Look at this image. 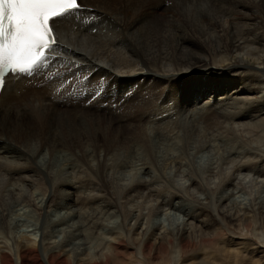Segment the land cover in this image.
<instances>
[{
  "label": "bare ground",
  "instance_id": "bare-ground-1",
  "mask_svg": "<svg viewBox=\"0 0 264 264\" xmlns=\"http://www.w3.org/2000/svg\"><path fill=\"white\" fill-rule=\"evenodd\" d=\"M78 3L83 11L69 15L65 20L61 19L62 22L56 25L59 47L55 61L50 65L55 72L51 79L44 83L41 81L43 78L31 81L7 78L0 91L2 211L10 201L30 204L38 213L53 205H60V202L69 201L72 205L77 203L81 210L89 204H101L105 198L100 192H107V167L114 166L121 157H132L136 146L148 151L150 138L143 131L145 120H157V116L163 113L160 111L164 106L169 107L170 103V112L178 111L180 107L175 99L177 92L188 89L186 85H189L190 78L197 74L210 81L199 89L208 90L211 85L216 89L220 87L219 90L223 88L224 91L232 85L233 89L223 93L222 98H217L218 90L215 93L216 99L214 92L212 93L214 103L200 107L201 112L203 111L200 117L203 124L209 123V127L222 130L227 124L236 127L230 124V120L240 121V116L245 119L248 113L259 114L264 111V97L257 105L250 107L247 103L240 110L238 104L246 100L233 99L238 95L239 89L234 83H241L244 88L257 85L253 80L246 82L241 78L238 80L236 76L233 80L228 77L229 73L243 69L255 70V74L264 76V0H78ZM85 75L91 77V80L85 81ZM262 82L264 84V80ZM42 83L44 84L41 85ZM258 88L260 87L257 86L256 89ZM143 93L154 103L157 101V104L145 115L133 118H130L131 114L136 113L128 115L130 125L125 117L126 107L128 104L138 106ZM229 101L235 102V105H231L232 102L230 104ZM228 105L233 106L231 108L237 112L232 113V109L229 112L224 110ZM222 118L224 119L221 120ZM191 122L194 124L195 120L192 119ZM259 125L263 126L249 121L238 128H244L245 135L250 137V143L254 141L252 137ZM226 132L228 135L229 132ZM239 137L244 143L245 138ZM241 141H237L235 146ZM57 153H66L72 165L52 179V165L47 161V166L42 169L36 161L43 154L51 161ZM252 157L253 155L250 158L245 155L242 157L244 159L240 157L235 161L238 167L241 165L236 170L238 174L229 170L228 163V167H219L215 174L203 178L204 185L207 187L216 180V186L224 187L235 180L240 183L242 179L239 180L237 175H242V171L264 172V158ZM91 160L96 162L95 168L90 166ZM188 178L189 181L197 180L193 176ZM84 182L90 188H86L87 194L82 195L79 190L84 186L80 184ZM142 182V179L135 177L123 184L117 199L121 201L118 203L124 211L123 216L127 218L133 215L130 219L133 224L127 228V235L130 230H141V235L147 234L145 228H142L145 232L142 233L141 227L145 222L141 223L140 217L146 219L155 210L168 209L169 201L173 198L169 192H159L151 184ZM253 183L254 187L257 183ZM196 186L198 189L202 184L198 183ZM145 187L150 189L151 195L143 193ZM71 190L75 192L74 198L70 197ZM35 192H40L42 199L45 197L42 207L38 206L42 200L35 202ZM158 196L163 202L157 199ZM216 203L217 212H213L224 223L233 222L239 229L247 231L246 234L251 231L255 234V221L248 212L244 211L243 215H239L240 211H235L239 217L236 222L235 216L225 209L223 201L219 203L218 200ZM142 210L146 213H141ZM131 211H134L133 214H129ZM257 211L263 237H259L257 233L254 235L259 239L256 247L241 243L239 250H243V254L238 253V248L226 250L215 247L223 230L215 217H208L202 208L198 209V214L188 223L185 232L183 229L179 230V235L177 232V242L174 245L171 237L156 235L154 230L146 238H140L143 240L136 239L140 244L137 249L139 258L127 252L126 241L118 234L108 238L112 239L110 241L107 239L108 242L100 248L99 254L87 256L86 259L68 261L61 255L62 248L67 245L65 242L60 252L47 247L46 253L41 257L31 243L18 246L15 262L144 264L147 261L151 264H171L169 251L172 250L173 253H178L176 264H247L246 261L250 262L248 264H260V259L264 261V208H258ZM201 218L205 230H200L193 223ZM246 246L254 248L247 250ZM200 247L204 254L213 251L215 256L219 253L223 257H214L211 261L206 256L203 258V255H200V260L190 257L200 252ZM246 250L250 252L247 254ZM12 262L11 254L0 250V264Z\"/></svg>",
  "mask_w": 264,
  "mask_h": 264
},
{
  "label": "rangeland",
  "instance_id": "rangeland-1",
  "mask_svg": "<svg viewBox=\"0 0 264 264\" xmlns=\"http://www.w3.org/2000/svg\"><path fill=\"white\" fill-rule=\"evenodd\" d=\"M254 71L251 69H243L228 74L229 79L237 77L238 80L241 78V80H246V82L253 80V82L260 87L258 89H256L257 86L244 88L243 85H240L241 83H234V86L238 85L239 89L237 92L238 95H235L233 99L235 100V98H237L239 100H246L243 103L238 104L237 107L240 110L245 108L247 103L250 107L257 105L260 99H263L264 97V84L262 82L264 76H260L258 73L255 74ZM209 82L210 81H207L206 78L201 76V74L192 76L189 80V85H186L188 89H182V91L180 90L176 94V103L178 102V107H180L178 111L170 112L169 107L172 106V103H170L169 107L164 106V109L160 111L164 114L161 113V115L157 116V120H145L143 131L145 135L150 138L148 145L149 152L142 147L138 149L135 145V151L137 153L134 151L135 153L131 154L132 157H121L122 159L119 158L117 160L118 162L116 161L114 163V166L107 167V177L105 179L107 192H100V194L103 195V198H105L101 204H89L81 210L80 205H77V203H73L72 205L69 201L60 202V205H53L50 208L45 207L46 209H43V211L38 213L34 209V206L30 204L20 201H10L9 204L5 206L4 211L0 209V215L3 213V216L0 217V250L3 249L11 254L13 259L12 264H16L15 254L18 246H27L32 243L40 256L43 257L47 251V247H50L49 249H52L55 252H60L61 246L65 242L67 245L62 248L61 255H63L68 261L70 260L71 262H74L81 258L86 259L88 258L87 256L99 254L98 251L105 246V242L112 240L108 238L116 237L118 234L121 235L120 237H122L124 241H126L125 245L127 246V252L133 254V256H137V249L140 246L138 240H140V238H146V235L151 230H154L155 233H157L156 235H168L173 240L174 245L177 242V232L178 235L182 229L185 232L188 223H190V221L198 214V209L200 210L202 208L205 209V214H207L208 217H215L217 223L223 230V235L220 236V239H217V246L215 247L220 249L224 248L226 250L238 248L239 250L244 243L253 244V246L256 247L259 244V239L254 235L257 233L259 237L260 235L263 237V230H261L262 223L260 219H258L257 209L264 208V172L256 173L257 171H242V175H237L239 180L242 179L240 183L235 180V182L233 181L231 184H227L224 187L216 186V180H214L213 184L211 183L206 187L203 178L215 174L219 167L224 168L227 166V163L230 168L229 170L233 172L235 171V173L238 174L236 170L240 169L241 165L238 167V163L235 161H238L237 159L240 157H245V155L249 158L253 155L252 159L264 158V111L261 112L262 114H255L254 112L248 113L245 119L240 116V121L230 120V124L236 127L227 124L224 125L225 128H222V130L209 127V123L206 125L203 124L200 120L203 113V111L201 112L200 107L208 103L213 104V98L215 95L216 99L215 93L217 90V98H222L221 96L223 93L233 90L231 89L232 85L226 88L225 91L223 88L219 90L220 87L216 89L213 85L209 86L208 90L199 89L201 86L208 85ZM213 92L214 95L212 94ZM141 97V102L138 104L140 107L130 106V104L126 107L125 117L130 125V118H133V116L145 115L157 104V101L154 103L153 100L144 93ZM230 102H232V104ZM228 103L235 105V102L233 101H229ZM72 105L73 107H76L73 103ZM231 105H228L229 107H226V109L224 108V110L229 112L230 109H232V113L237 112V110L231 108L233 107ZM130 110H133V112ZM130 114L132 117H130ZM192 119L195 120L194 124L191 122ZM223 119L224 118L221 120ZM249 121H252V123L263 124V126H258L254 135L255 137H252L254 138V141L250 143V137L245 135L246 132L244 131V128H238ZM226 131L229 132L228 135L226 134ZM239 136L245 138L244 143L239 139ZM236 140L238 142L241 141L237 146H235V143H237ZM130 146L133 147V145ZM68 158L70 157L67 156L66 153H57L50 161L48 156L43 154V156L37 158L36 163L43 169L49 162L52 165L51 177L53 179L56 177L55 175L62 174L70 164L72 165L70 162L71 159ZM113 159L115 161L114 157ZM144 162H147L149 166L143 164ZM90 166L95 168L96 162L91 160ZM190 176L195 177L197 180L189 181L188 177ZM135 177L142 179V184H151V186L155 187L159 192L160 190H163L169 192L173 196L169 201L168 209L163 208L155 210L153 213L148 214L146 219L143 216L140 217L142 220L139 221H141V223L145 222V224L142 225L143 227H141V229L145 228L144 230L147 232L145 235L140 234L141 230H130L127 235V228L133 224L130 220L133 215L125 218L123 216L124 211L120 208L118 203L121 201H117L122 185L129 183ZM184 180H188L186 183L189 184L187 185L183 182ZM48 181L50 184L51 179ZM253 182L257 183L254 187ZM198 183H201L202 186L197 189L196 185ZM85 184H87V182L80 184V186L84 185L79 190V193L82 195L87 194L90 188L88 184ZM143 193H146L147 195L152 194L150 193V189L146 187L144 188ZM70 194V197L74 198L75 192L71 190ZM33 196H36L35 198H37V200H35L36 203L42 200L38 204V206L42 207L45 197L42 199L40 192H35ZM165 197L166 196H163V198ZM157 199L160 202H163L161 197ZM155 200L156 199H154V201ZM218 200L219 203L222 201L224 202V205L226 206L225 209L228 210L227 212L235 216L236 222L239 217L236 215L235 211H240L238 213L239 215H243L244 211L248 212V215H251L255 221V234L253 235L252 231L246 234L247 231H243L242 228L239 229L237 224L233 225V222L231 224H228L227 222L224 223L218 214L215 213L217 212L216 202ZM130 203L133 204L132 202ZM107 204L109 206H106ZM133 212L134 211H131L129 214H133ZM141 213L145 214L146 211L142 210ZM202 220L203 219L201 218L193 223L197 224L200 230H205ZM144 230L142 231L143 234L145 233ZM136 239L138 240L136 241ZM254 247L246 246L247 250L248 248L252 250ZM126 250L124 252H126ZM202 250L203 249H201L200 252H196V254L189 256L194 257L196 260H200L203 255V258L206 256L210 261L211 259H214V257L215 259L217 257L219 258V256L223 257V255L219 253L215 256L213 251H209L210 254L206 253L208 254L206 255ZM247 250L246 253L248 254L250 251L247 252ZM239 252L240 254H243V250H239L238 253ZM169 254V257L172 260L171 264H176L175 260L178 258H176L178 253L175 254L170 250ZM139 257L140 256H137V258ZM246 263L248 264L250 262L246 261ZM262 263H264V261L263 259H260V264ZM144 264L151 263L146 261Z\"/></svg>",
  "mask_w": 264,
  "mask_h": 264
},
{
  "label": "snow or ice",
  "instance_id": "snow-or-ice-1",
  "mask_svg": "<svg viewBox=\"0 0 264 264\" xmlns=\"http://www.w3.org/2000/svg\"><path fill=\"white\" fill-rule=\"evenodd\" d=\"M81 7L78 0H0V89L7 74L34 78L50 71L59 47L56 25Z\"/></svg>",
  "mask_w": 264,
  "mask_h": 264
}]
</instances>
